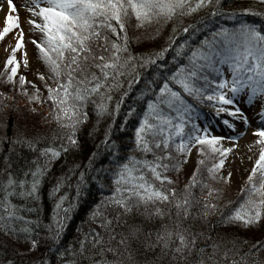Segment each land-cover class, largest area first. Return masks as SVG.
I'll return each mask as SVG.
<instances>
[{
  "label": "snow or ice",
  "instance_id": "obj_1",
  "mask_svg": "<svg viewBox=\"0 0 264 264\" xmlns=\"http://www.w3.org/2000/svg\"><path fill=\"white\" fill-rule=\"evenodd\" d=\"M31 2L35 7H28L27 10L33 16H39L40 20L37 22L33 19L29 23L34 25V30L38 29L42 33L39 41L33 39L32 42L51 73L48 79L55 81L54 86L44 84L47 89L46 99L52 101L51 111L59 126L68 132L66 140L61 145L39 149L43 163L34 161V167H27L17 175L12 172L11 164L5 157V167L0 168V230L17 239H27L30 243L29 251L37 246L38 241L33 238L34 221L23 213L34 209L27 208L24 204L17 205L13 198L36 200L41 177L50 166L51 160L66 150L69 144L73 146L77 144L75 134L77 128L88 119L84 109L90 97L93 95L101 97L99 103L93 102L97 115L107 112L106 100H110L111 96L105 94L119 83L118 78L124 74L125 69L135 68V64L131 63L134 57L131 54L123 55L128 51L130 42L135 39L127 35L130 17H135L136 26L153 21L160 25L206 6L212 8L211 13L199 22L200 25H204L207 21L210 30L198 43H191L195 32L201 30L198 25L188 24L179 31H176L174 26L169 36V40L174 44L170 43L157 52L140 57L144 65L155 66L153 79L149 83L162 81L151 90L152 98L147 100L146 107L134 128V149L141 153H151L152 158L129 155L122 161H112L114 167L110 170L112 184L110 193L108 196H102L101 201L90 213L96 218L99 227L107 233V240L103 233L90 229L79 241L78 249L73 250L69 246L68 253L64 251L58 253L61 257L66 254L70 257L79 256L89 264H123L122 260H108L105 253L112 252L115 257L118 249L111 246V241L119 236L118 243L126 245L129 236L135 237L139 229L132 226L127 235L117 233L112 217L107 214L106 206H117L127 214L133 210L140 211L141 208L147 211L148 205L151 204L152 213L163 216L165 209L157 205V202H162L175 207L178 216L181 214L187 216L194 197L191 191L194 186L207 188L208 195L220 191L209 186L206 180L198 181L197 176L200 174V167L204 165V159L214 156L215 162L205 166V170L208 178L215 180L230 151L229 147H223L220 142L224 139L235 141L238 137L235 134L213 135L207 125L201 128L196 123L199 119V109L196 105H204L211 109L213 116L219 118V122L233 133L236 132L235 120H243L247 127V117L238 106L237 98L245 90L249 103L253 97L264 96V27L237 20L235 12L231 14L223 12L219 8V0H215L214 3L213 0H31ZM8 6L9 9L14 7L11 0H8ZM241 11L248 12L250 9L245 8ZM223 15H228L229 19L235 22L231 26L215 25L213 18ZM17 27L18 17L6 15L4 26L0 29V38ZM177 36L182 38L176 41ZM93 41H99L95 45V50L91 46ZM22 48L21 32L11 49L12 54H9L5 61V69L11 66L5 75V82H11L16 75L18 63L14 53ZM169 48H173L170 61L172 67L163 62L157 64L158 60L163 61L164 54ZM24 62L26 65L27 60ZM225 69L229 73L227 77ZM77 72L79 76L76 75ZM37 75L41 80L45 79L39 72ZM134 79H139L138 73ZM25 82L24 75H20V85H24ZM128 83L131 85L132 81L129 80ZM24 92L28 93V90L24 89ZM38 92L39 89L33 85L29 100L40 102ZM126 94L127 92L124 93ZM140 95L143 96L144 93L141 92ZM186 97H191L194 103ZM119 107L120 102L117 101L115 109L118 110ZM133 111L134 109L130 107L128 114L131 115ZM258 117L260 126L254 129V134L258 137L254 143L260 146L259 156L247 177V186L241 189L245 193L243 201L229 213L221 216V221L225 224L240 222L246 227H251L256 226L257 222H264V107L259 109ZM121 127L123 128V125ZM105 142L115 156L116 144L110 140L109 133L105 134ZM194 144L198 145L196 151L204 159H197V168L189 177V183L185 184L183 192L177 195L175 189L164 185L163 182L172 183L171 178L164 173L169 169L178 170L180 164L187 160V154ZM28 146L36 148L35 143H28ZM232 147H235V144ZM146 173H150V177ZM83 175L82 172L81 182ZM228 175H222L221 178L226 182ZM257 175L258 181L255 179ZM152 178L161 184H155ZM59 187L60 182L57 181L53 186V192ZM63 200L64 196L57 199L53 224L49 226V235L53 237V243H56L55 238H58L64 225V218L59 215ZM215 207V204L205 200V214ZM69 210L64 211L67 213ZM120 215L121 211L115 212L117 223H123ZM173 237L175 243L171 247L172 259L183 261L186 256L191 255L196 235L189 233L177 222L175 231L162 226L156 234V241L162 250H166L173 245ZM85 244H89L90 247L86 249ZM97 245L100 247L97 248ZM145 247L155 245L145 244ZM212 248L213 253L208 259L212 264H224L223 260H213L219 251L218 245L213 244ZM261 249H264V241H257L251 246L250 254L256 255L252 264H264V257L258 255ZM196 252L198 258L193 260L192 264H204L203 249ZM221 256L226 258L228 250L225 249ZM64 264L77 262L69 259L64 261ZM229 264L236 262L229 261Z\"/></svg>",
  "mask_w": 264,
  "mask_h": 264
},
{
  "label": "trees",
  "instance_id": "obj_2",
  "mask_svg": "<svg viewBox=\"0 0 264 264\" xmlns=\"http://www.w3.org/2000/svg\"><path fill=\"white\" fill-rule=\"evenodd\" d=\"M214 2L215 0H213ZM219 8L225 13L235 12L237 20L264 27V0H219ZM245 8L250 9V11L242 12L241 10ZM211 11L212 8L206 6L160 25L153 21L136 26L135 17H130L127 35L135 37V39L130 42L128 51L123 55L131 54L134 57L131 63L135 64V68L125 69L124 74L118 78L119 83L105 94L111 96L110 100H106L108 110L105 114L97 115L93 103L94 101L99 103L101 97L99 95L90 97L84 109L88 114V119L77 128L75 134L77 144L75 146L69 144L66 150L61 151L59 156L51 160L50 166L41 177L36 200L13 198V202L17 205L24 204L27 208L34 209V211H25L23 214L34 221L32 225L33 238L37 239L38 243L35 248L29 251L30 243L27 239H17L0 230V264H64V261L69 259H74L77 264H89L87 260L79 256L70 257L66 254L61 257L58 253L60 251L68 253L69 246L73 250L78 249L80 246L79 241L90 229L103 233L105 240H107V233L99 227L96 218L90 213L94 206L101 201L102 196H108L110 193L112 187L110 170L114 167L112 161H122L129 155L138 158L142 156L148 159L152 158L151 153H141L134 149V128L137 126L139 116L146 107L147 100L152 98L151 90L162 81L156 80L155 83H149L153 79L155 66L144 65L140 57L157 52L170 43L174 44L173 41L169 40L174 26L176 31H179L180 28L188 24L198 25L201 30L195 32L191 41V43H198L210 30L207 21L204 25H200L199 22L204 20L205 16L210 14ZM33 19L37 22L40 20L39 16H35ZM213 20L215 25L219 26H231L235 22L229 19L228 15L214 17ZM30 27L31 32H34L33 37L39 41L42 33L38 29L34 30V25L30 24ZM181 38L182 36H177L176 41ZM97 43L99 41L91 42L93 50H95ZM33 48L37 49L36 46ZM37 51L38 49L35 53ZM172 55L173 48H169L164 54L163 61L158 60L157 64L163 62L168 67H172L170 63ZM36 56L40 58L39 52ZM20 60L17 73L11 82H5V75L7 71H10V65L0 75V168L5 167V157H7L12 172L17 175L27 167H34V161L43 163L39 149L61 145L66 140L68 132L67 129L59 126L51 111L52 101L46 99L47 89L44 84L48 83L54 86L55 81L48 79L51 73L44 62L43 72L46 75H42L45 79L37 78V84L32 81V84H29L27 83V81H30L28 72H24L26 65L21 66L20 63L24 62V59ZM61 67L63 69V65ZM92 70L98 71L96 69ZM137 73L139 79H134ZM20 75L25 77L26 82L24 85L19 83ZM76 75L79 76V72ZM228 75L229 73L225 69V76ZM129 80L132 81L131 85L128 83ZM33 85L39 89L37 95L40 96V102L30 101L28 98L29 94L33 92ZM24 89H27L28 93H25ZM125 92H127L126 95H124ZM141 92L144 93L143 96L140 95ZM121 97L123 98L121 99ZM186 98L193 102L191 97ZM117 101L120 102L118 110L115 109ZM130 107L134 109L131 115L128 114ZM196 107L199 109L197 124L200 125L201 119L213 118L211 109L199 104ZM121 125H123V128ZM106 133H109L110 140L116 144L115 156L112 155L111 147L105 142ZM61 137L64 139L62 140ZM255 139H258V137L256 136ZM26 142L35 143L36 148L28 146ZM197 147L198 145L195 144L191 146V150L187 154V160L180 164L178 170L169 169L164 173L172 181L171 184L163 182L164 185L175 189L177 195H180L183 192L184 185L189 183V177L197 168V159H204L203 156L197 153ZM255 147H258L255 156L257 159L260 146L257 144ZM214 162V156L204 159V165L200 167L197 180H206L209 186L220 189L219 186L223 184L215 183L208 178L205 170V166H210ZM253 164L242 179V183L235 187L234 194H231L228 198L221 196L220 192L208 195L207 188L194 186L191 189L194 197L187 216L182 214L178 216L175 207H170L162 202H157V205L165 209L163 216L153 214L151 204L148 205L147 211L141 208L140 211L133 210L127 214H124L117 206H106L107 214L112 217L114 230L117 233L127 235L132 226L139 229L135 237L129 236L126 245L118 243L119 236L113 239L111 246L117 248L118 252L115 257L112 252H106L107 259L110 261L114 259L122 260L123 264H192V261L198 258L196 250L203 249L204 264H212L208 257L213 253L212 245L216 244L219 251L216 252L213 260H223L224 264H229V261H235L236 264H252V261L256 259V255L250 254V248L257 241H264V222H257L256 226L251 227L235 222L229 225L233 226L232 229L228 228L229 226H224L222 229L220 228L221 220L219 217L221 218V216L229 213L238 203L243 201L245 193L241 189L247 186V177ZM225 167L226 160L219 174H217L218 177ZM105 169L109 171H105ZM82 172L84 175L81 182ZM146 175L150 177L151 174L146 173ZM228 178L232 179L234 176L231 175ZM255 179L258 181L259 176L257 175ZM152 180L157 185L161 184L155 178H152ZM57 181L60 182V187L53 192V186ZM60 196H64L59 209V215L64 218V225L58 238H55L56 243H53V237L49 235V226L53 224L54 209ZM213 196L215 199H213ZM206 199L215 204L216 207L214 210L209 209L205 214L204 202ZM65 209L70 210L65 213ZM116 211H121L120 220L123 223H117L115 219ZM177 222L183 228H186L189 233L196 235L193 251L183 261L172 259L171 247L174 246L175 237H173V245H170L166 250H162L156 241V234L162 226L175 231ZM53 231H55L54 227ZM145 244H154L155 247H145ZM89 247V244H85L86 249ZM99 247L100 245H97V248ZM225 249L228 250L226 258L221 256ZM92 251H96V249H92ZM38 255L40 257L36 259L35 256ZM258 255L264 257V249H261Z\"/></svg>",
  "mask_w": 264,
  "mask_h": 264
},
{
  "label": "rangeland",
  "instance_id": "obj_3",
  "mask_svg": "<svg viewBox=\"0 0 264 264\" xmlns=\"http://www.w3.org/2000/svg\"><path fill=\"white\" fill-rule=\"evenodd\" d=\"M14 7L9 9L8 0H0V29L4 26V19L6 15H15L18 17V27L9 31L5 37L0 38V75L4 72L5 69V61L9 54L11 53L12 47L15 46V41L20 37L22 32V49H17V53L15 57H17V63H19L20 59L27 60L26 67L24 72H28V79L32 81L34 84H37L36 80L39 78L37 73L46 75L43 72V68L45 65L43 61L38 58L36 52L37 49L33 47L35 44L32 42L33 33L31 32L30 27V19L32 18L31 12L27 9L28 7H33L31 0H11ZM136 32L138 30H135ZM31 38V39H30ZM140 45V44H137ZM19 59V60H18ZM21 61V60H20ZM21 66L25 64V62H20ZM43 72V73H42ZM32 84V83H31ZM5 85V84H4ZM239 101L238 106L242 109L244 115L247 117L248 124L245 127L243 120H235L236 124V132L233 133L230 129L225 127L223 124L219 122V118L212 116L213 118H205L200 120V126L203 128L204 125L209 127L211 134L217 136H228V135H237V139L235 141L224 139L220 142L223 147H229L230 151L226 155V167L221 172L220 176L213 180L215 183L223 184L220 187L221 196L224 198H228L231 194L233 195L236 191L235 187L238 184L242 183V179L245 177L248 170H250L251 165L255 161L256 152L258 151V147H255L257 144L254 143L257 139V136L254 134V129L260 126L258 112L261 107H264V96H256L252 98V101L249 103L246 90L241 93L237 98ZM231 107V106H228ZM224 115V114H222ZM243 133V135H239ZM235 144V147L232 145ZM230 173V175H228ZM222 175H231L234 176L232 179H227L225 182L221 177ZM224 187V188H223ZM225 190V191H224ZM221 220V218L219 217ZM220 228L228 227L230 224H225L221 221ZM237 227V226H235ZM234 227V228H235ZM228 228H233V226H229Z\"/></svg>",
  "mask_w": 264,
  "mask_h": 264
},
{
  "label": "bare ground",
  "instance_id": "obj_4",
  "mask_svg": "<svg viewBox=\"0 0 264 264\" xmlns=\"http://www.w3.org/2000/svg\"><path fill=\"white\" fill-rule=\"evenodd\" d=\"M131 244H132V243H131ZM108 254H109V253H108ZM108 256H110V255H108ZM39 257H40L39 255H38V256H35L36 259H38ZM35 258H34V259H35ZM108 258H110V257H108ZM41 259H43V258H41ZM112 259H113V258H112ZM49 264H53V263H49Z\"/></svg>",
  "mask_w": 264,
  "mask_h": 264
}]
</instances>
